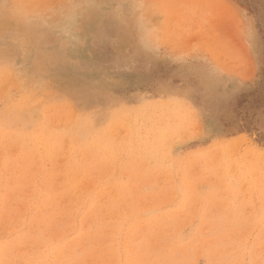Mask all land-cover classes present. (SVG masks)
<instances>
[{
  "label": "rangeland",
  "instance_id": "rangeland-1",
  "mask_svg": "<svg viewBox=\"0 0 264 264\" xmlns=\"http://www.w3.org/2000/svg\"><path fill=\"white\" fill-rule=\"evenodd\" d=\"M234 1L213 62L145 55L127 4L65 42L60 0H0V264H264V0Z\"/></svg>",
  "mask_w": 264,
  "mask_h": 264
},
{
  "label": "crops",
  "instance_id": "crops-1",
  "mask_svg": "<svg viewBox=\"0 0 264 264\" xmlns=\"http://www.w3.org/2000/svg\"><path fill=\"white\" fill-rule=\"evenodd\" d=\"M236 4L234 0H146L152 23L160 21L163 29L162 46L154 56L181 59L200 53L213 62H227L230 56L232 60ZM213 43L221 46L213 48Z\"/></svg>",
  "mask_w": 264,
  "mask_h": 264
},
{
  "label": "clouds",
  "instance_id": "clouds-1",
  "mask_svg": "<svg viewBox=\"0 0 264 264\" xmlns=\"http://www.w3.org/2000/svg\"><path fill=\"white\" fill-rule=\"evenodd\" d=\"M16 5L13 9L14 18L30 19L31 14L27 9L19 5L18 0H12ZM63 7L51 14L41 16V23L48 27L53 33L69 42L75 35L78 25L79 10L75 5L79 0H60ZM117 5V11L125 12L120 7L130 5L126 10L127 23L134 34L135 45L145 55L156 54L162 46L163 37L158 27L150 20L148 12L144 7L146 0H112ZM241 32L246 43L251 40V24L249 21L241 20Z\"/></svg>",
  "mask_w": 264,
  "mask_h": 264
}]
</instances>
